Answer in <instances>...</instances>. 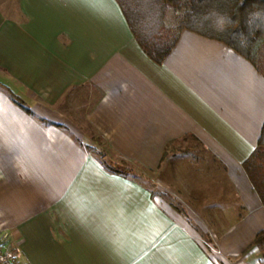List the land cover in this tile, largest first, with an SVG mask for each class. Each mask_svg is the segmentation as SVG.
<instances>
[{
	"label": "crops",
	"instance_id": "crops-1",
	"mask_svg": "<svg viewBox=\"0 0 264 264\" xmlns=\"http://www.w3.org/2000/svg\"><path fill=\"white\" fill-rule=\"evenodd\" d=\"M263 124L264 74L222 41L185 29L157 63L117 0H0V225L22 264H264L243 167Z\"/></svg>",
	"mask_w": 264,
	"mask_h": 264
},
{
	"label": "trees",
	"instance_id": "trees-1",
	"mask_svg": "<svg viewBox=\"0 0 264 264\" xmlns=\"http://www.w3.org/2000/svg\"><path fill=\"white\" fill-rule=\"evenodd\" d=\"M130 28L147 55L162 63L177 44L183 30L226 43L250 60L264 74V0H117ZM24 105L23 100L13 95ZM105 159V158H104ZM111 171H131L107 160ZM264 205V124L252 154L243 163ZM253 246L264 256V231Z\"/></svg>",
	"mask_w": 264,
	"mask_h": 264
},
{
	"label": "rangeland",
	"instance_id": "rangeland-1",
	"mask_svg": "<svg viewBox=\"0 0 264 264\" xmlns=\"http://www.w3.org/2000/svg\"><path fill=\"white\" fill-rule=\"evenodd\" d=\"M93 141H94L93 143H95V150L99 151L101 156L106 159V153H105L106 149L103 146L104 144H103L102 140L99 137H97L96 135H94ZM107 161H109L112 164H115L118 167L125 168L128 171H131V174L138 176V179L147 183L148 186L150 185L152 187V189L154 190V192L156 193V195H158L162 198L168 199V197L163 193L161 175L159 177H156V176L152 177L151 173L148 170H145L142 168H134L133 166H130L129 164H127L125 162H120V161L114 162V161L109 160V159ZM158 180H160V181H158ZM170 198L174 199L175 201L177 200L176 198H173V197H170ZM259 252H261V251H259Z\"/></svg>",
	"mask_w": 264,
	"mask_h": 264
},
{
	"label": "built area",
	"instance_id": "built-area-1",
	"mask_svg": "<svg viewBox=\"0 0 264 264\" xmlns=\"http://www.w3.org/2000/svg\"><path fill=\"white\" fill-rule=\"evenodd\" d=\"M12 234L0 225V264H22L21 249L12 241Z\"/></svg>",
	"mask_w": 264,
	"mask_h": 264
}]
</instances>
